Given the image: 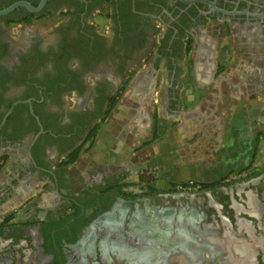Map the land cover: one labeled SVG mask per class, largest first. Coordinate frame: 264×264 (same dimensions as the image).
<instances>
[{"label":"flooded vegetation","instance_id":"1","mask_svg":"<svg viewBox=\"0 0 264 264\" xmlns=\"http://www.w3.org/2000/svg\"><path fill=\"white\" fill-rule=\"evenodd\" d=\"M20 2L42 0H0V11ZM36 22L49 30L24 31ZM199 51L219 61L214 81L224 82L221 65L230 68L256 147L264 0H45L35 13L18 6L0 15V264H264L259 253L236 262L230 250L248 239L238 220L263 232L253 237L264 247V174L249 193L263 208L257 218L234 209L229 194L200 214L128 198L118 193L121 172L101 157L79 165L126 87L148 97L178 83L182 61ZM25 206L23 220L16 213Z\"/></svg>","mask_w":264,"mask_h":264},{"label":"crops","instance_id":"2","mask_svg":"<svg viewBox=\"0 0 264 264\" xmlns=\"http://www.w3.org/2000/svg\"><path fill=\"white\" fill-rule=\"evenodd\" d=\"M223 44V55L220 60L222 64L230 62L228 39H225ZM189 58L190 63L187 60H183L181 63V69L177 73L178 83L171 82L167 83V86L157 88L159 97L153 94L152 101H155V108L150 114L145 112L144 102L146 100L140 97V92L133 95L134 98H129L133 97L129 96L130 93H124L121 102L115 106L117 110L107 127L110 129L113 123L124 122L121 130L123 138H117L113 133L110 137L107 135L106 138L98 142L91 159L97 160L98 149L111 147V144L117 140L120 143L115 148L116 155L121 154L123 158H126V154L130 153L132 156L130 177L136 180L143 179L146 182L148 179L143 175L146 172L145 174L152 176V184L163 186L171 180L167 178V173L171 174V170L213 169L227 164L235 158L238 159L237 156L228 155L226 160H224V156H220L216 160L215 152L236 154V149L225 150L229 138L238 137L239 147L241 146L246 151L249 142V139L246 138L247 128L243 127L238 135L235 132L234 136H229L228 131L224 127L220 130V125L217 123L219 119L216 114L219 112L218 105L220 103L224 109L222 111L224 118L234 119L237 114L244 116V112L239 113V109H243L240 100L233 101L235 96L230 87V79H232L230 68L221 65L223 68L219 73H223V76L225 74L224 82H216L213 80V76L217 72L215 64L219 61H214L212 56L204 51H199L196 55L191 54ZM159 93L164 95L160 96ZM158 98L160 103L156 105ZM173 123L176 124V128L168 130V127ZM133 127L136 130L133 131ZM151 129H153L155 138L151 139L153 142H150L146 146L147 148H143V143H146V140L142 138V135L149 134ZM161 135L163 141L156 143ZM129 136L132 138L130 141L127 139ZM194 137L196 138L194 139ZM129 143L132 144L133 149L126 151L125 148H130ZM235 146L236 141L233 143V147ZM134 149L140 150L135 152ZM206 177L202 178L207 179ZM223 177L224 174L219 176V178ZM208 182L211 181H203V183ZM121 191L123 192L124 188Z\"/></svg>","mask_w":264,"mask_h":264},{"label":"rangeland","instance_id":"3","mask_svg":"<svg viewBox=\"0 0 264 264\" xmlns=\"http://www.w3.org/2000/svg\"><path fill=\"white\" fill-rule=\"evenodd\" d=\"M31 26H33V28ZM48 26L49 24L36 22L33 25L30 26L27 25L24 31L26 30L34 31V28H36V30H38L39 32L45 33L49 30ZM185 60H187L188 63H190L189 56L186 57ZM139 92H141V88H136L135 85L131 87H126L124 90V93H128V94L130 93L129 96L136 95ZM157 93L158 90L156 89L154 95L158 96ZM143 97L146 100V102H144L145 112L146 114H150L152 112V109L155 108L154 107L155 101L154 100L152 101L153 93L149 94L148 97L142 96V98ZM129 98H134V96ZM159 103L160 101L158 98V100L156 101V105H159ZM224 107L226 108V106ZM116 110L117 108L115 109L114 107L111 110V112L107 115L106 120L103 122V124L100 125L99 128L96 130V134L92 146L81 152L79 165L91 166V164L89 163L91 161H95L91 158L93 157L92 155L93 152L97 148L98 142L101 139L106 138L107 135L110 137V135L113 133L115 137L117 138L119 137L120 139L123 138V133L121 132V130L123 128L124 122H118V123L115 122L113 123L110 129L107 128ZM223 110H224L223 107L219 105V112L216 114V117L219 119L217 120V123H219L220 125L219 129L222 130L224 127L225 130L228 131L227 133H229V136H234V134L236 133L238 135L240 133V130L243 129L244 127L247 128L246 138L249 139V142L246 146L247 148L246 151H244V149H242L241 146L239 147L237 140L238 137L237 138L233 137L234 139L229 138L228 140L229 143L225 145V147L227 148L225 150L236 149V154L230 152L229 154L221 153L223 154L221 155L220 153L215 152L216 160H218L220 156H224V160L228 158L227 157L228 155L238 157V159L235 158L234 160L228 162L227 164H222L219 167H214L213 169L209 168L204 170L195 169V168L193 169L187 168L186 170L185 169L171 170L170 172L171 174L167 173V178L171 180L167 181V185L160 186L157 184H152V178H151L152 176L145 174L146 172L143 174L148 179V181L146 182L143 179L136 180L130 177L131 164L133 162L132 156L130 155V153L129 155L126 154V158H123L121 154L116 155L115 148L120 143L117 142V140H115L111 144L112 145L111 147H107L106 149H98V155H96L97 160L99 157H101L100 158L101 164L113 168L115 172L118 171L121 172V178L118 181V184L119 186H122L124 188L125 195L128 198H150L149 200L151 201L153 200L154 202H159V203H163L164 201L165 202L167 201V203H170L173 208L179 206L182 207L183 209L188 208L189 210H195V211L197 210V214H198L199 212L202 213L201 212L202 210L203 211L209 210L210 205L213 202H216L218 204L220 203V201L227 202V198H226L227 196L225 194H229L231 196V201L233 202L234 209H236L237 211L239 210L245 211L246 209L249 215L258 218V216L263 211V208L260 209L259 205L257 204V200L253 198L249 193L255 192V189L259 187L257 185H252L255 183V181L258 182L257 178L254 179L253 177L256 176L258 177L260 176V174H264L263 173L264 172V131L263 133L261 131L262 140L258 141L256 147H252L253 140H251L252 138L251 129H253L254 125L251 124L253 125L251 126L247 119L244 120L245 116H242V114L235 115L234 119L230 117L224 118L222 113ZM240 112H244V109L240 108L239 113ZM173 128H176L175 123H173L172 126L168 127V130ZM131 134L133 135V132ZM134 134L136 135L135 132ZM153 135H154L153 129H151V131H149V134L146 133L145 135H142L143 137L141 136L143 139L146 140V143H143L144 145L142 146L143 148H147L146 146L150 142H153L152 141L154 140L152 138ZM195 138L196 137H194V139ZM127 139H129L128 141H130L132 138L129 136ZM162 141H163V137L161 135L159 136V139L157 140L156 143H160ZM235 141H236V146L233 147V143ZM128 145L130 146V148L128 149L125 148V149L126 151H131L133 149L132 148L133 146H131L132 144L130 143ZM138 150L140 149H134L135 152H137ZM249 163L250 165L252 164L251 167H248ZM221 174H224L223 178H219ZM171 175L174 177L172 178ZM204 176H207L206 177L207 179H203L202 177ZM149 179H151V181H149ZM208 179L211 182L203 183V181H209ZM154 181L158 182L157 180ZM249 198H252L253 200L251 201L255 204V205L251 204V209L249 206ZM26 208L28 207L25 206L21 210H19L16 213L17 217L22 218L24 220V218H26L27 215L29 214V213L28 214L25 213ZM251 210H253L252 213ZM42 213L45 216L47 215L46 212H42ZM242 216L245 217V215ZM249 219L254 220L252 218ZM208 221L209 223L207 225L212 227L213 222H211L210 218H208ZM254 223L255 222H253V224ZM220 224H222V221L219 223V225ZM236 226L239 231H243L248 235V239L241 240L239 242H232L233 245L230 247L231 255H232L231 257L234 258L236 262L238 261L240 262V259L238 258L241 257L238 255V253L240 254L242 252L245 254L246 257H249L248 259L249 261L251 260V255L254 257L257 253H259V255H261L264 258V247L262 246L261 249H259V247L255 245L257 240H254V237L259 236V234L262 231L255 229L254 227L255 225L253 226L252 229H250L249 222L245 220H238ZM249 233L251 240H249L250 239ZM204 241L207 242L209 241V239H204ZM227 244H228V240L227 242L225 241V245Z\"/></svg>","mask_w":264,"mask_h":264},{"label":"water","instance_id":"4","mask_svg":"<svg viewBox=\"0 0 264 264\" xmlns=\"http://www.w3.org/2000/svg\"><path fill=\"white\" fill-rule=\"evenodd\" d=\"M45 0H42L41 5L38 8H34L32 6H30L28 3L26 2H20V3H16L14 5H12L11 7H9L8 9L4 10V11H0V15H5L8 12H10L11 10H13L14 8L18 7V6H22L25 7L29 12L35 13L37 11H39L42 7V5L44 4ZM138 87V86H136Z\"/></svg>","mask_w":264,"mask_h":264},{"label":"trees","instance_id":"5","mask_svg":"<svg viewBox=\"0 0 264 264\" xmlns=\"http://www.w3.org/2000/svg\"><path fill=\"white\" fill-rule=\"evenodd\" d=\"M115 103L113 104V106L111 107V109L109 110L108 114L111 112V110L115 107ZM95 134H96V131L92 134V137L94 138L95 137ZM155 138V135H153V139ZM76 157L77 155L70 161V163L74 162L76 160ZM0 170H1V167H0ZM121 186H119L120 188ZM118 193L121 194V195H124L125 193L124 192H121L120 189H118Z\"/></svg>","mask_w":264,"mask_h":264}]
</instances>
